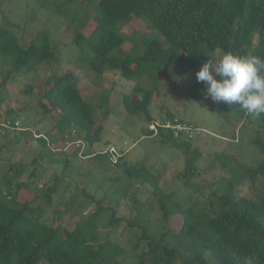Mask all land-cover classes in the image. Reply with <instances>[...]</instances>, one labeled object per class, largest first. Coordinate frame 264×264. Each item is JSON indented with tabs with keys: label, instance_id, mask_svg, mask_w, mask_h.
<instances>
[{
	"label": "trees",
	"instance_id": "obj_1",
	"mask_svg": "<svg viewBox=\"0 0 264 264\" xmlns=\"http://www.w3.org/2000/svg\"><path fill=\"white\" fill-rule=\"evenodd\" d=\"M55 2L60 14L74 15L78 0ZM85 2L95 7L98 25L90 36L80 31L76 40L82 48L85 43L92 48L89 70H94L98 75L119 71L128 80L153 75L156 84L157 73L151 69H157L158 73L163 72L168 65L183 71L198 69L213 53L215 54L212 58H216L218 50L264 58V0ZM136 18L145 21L151 31L144 33V42L138 51H127L125 46L129 38L123 34L121 28ZM154 30L156 31L152 33ZM256 34H260V38L254 48ZM41 37L43 41L40 45L33 42L26 47L16 29L1 27L0 66L11 65L14 71L32 70L35 64L54 59L50 34L44 32ZM156 86L155 88L139 83L135 88L137 95L127 94L125 105L129 113L146 115L151 123L157 121L153 118L151 109L158 90V85ZM202 89H205L204 84L199 82L194 88L193 96L200 102L207 103ZM27 90L33 93L35 86L30 85ZM40 106L48 114L61 112L68 125H77L83 129L92 152L102 140L105 126L97 120L95 106L85 98L80 79L73 72L53 78L50 87L40 99ZM210 109L224 113L229 119L233 113L240 119L249 116L236 105L215 102ZM15 111L17 109L12 108L8 118L15 126L13 130L26 131L22 125L21 128L16 127L17 122L22 124V121L11 117ZM260 117L264 122V114H260ZM176 119L171 114L168 119L161 121L158 133L151 128L148 133L159 135L165 142H172L190 153L193 146L191 140L164 126L169 120ZM14 131L9 130L6 136ZM39 138L44 140L45 145L52 141L51 136L40 135ZM256 143L264 148L261 138L258 137ZM102 155L114 162V153L108 151ZM126 157L127 153L124 152L114 162L123 173L119 179L123 181L127 178L150 185L153 200L155 199L151 210L156 209L162 213L164 219L145 212V204L135 200L137 212L128 221L134 228L143 229L142 238L135 249L139 251L145 240L150 241V246L140 253V264H177L180 259L186 264H209L205 251L211 252L216 264H264V193H260L259 199H252L238 196L234 192L236 182H244L246 175L251 179L253 188L259 191L258 177L264 175V162L256 167L246 166L244 175L233 163L225 162L234 177L222 180V184L225 183L228 187L220 197V210L211 214L200 211L196 202L187 205L173 194L166 193L156 171L147 164L133 165ZM196 160L197 156L189 159L184 176L189 177L194 173ZM11 184L7 192L0 188V264H41L42 261L49 264H126L120 259L123 253L116 247L119 244L102 242L99 238L101 217L108 208L105 203L109 195L106 194L105 198L98 200L97 210L88 215L83 214L84 206L80 204L76 207V200L70 201L66 209L76 211L73 215L76 224L71 228L46 220H49V212L54 208L55 190L43 196L34 193L33 198H22L23 189L31 183L22 180L18 183L11 181ZM88 195L94 198L89 193ZM55 211L58 213L63 210ZM174 215H180L184 219L182 230L176 235L177 242L171 239L172 229H159L157 235H152L153 230L146 223L147 217L152 221L156 218L166 222ZM123 219L125 217L115 214L110 221L115 226ZM158 255H162L163 260H158ZM150 260L152 261L149 262Z\"/></svg>",
	"mask_w": 264,
	"mask_h": 264
},
{
	"label": "rangeland",
	"instance_id": "obj_2",
	"mask_svg": "<svg viewBox=\"0 0 264 264\" xmlns=\"http://www.w3.org/2000/svg\"><path fill=\"white\" fill-rule=\"evenodd\" d=\"M55 1L0 0V28L16 29L26 47L33 42L40 45L42 33L47 32L55 52L54 59L35 64L32 70L14 71L11 65L0 66V116L10 118V110L16 106L17 111L11 117L19 118L23 128L27 129H11L14 132L8 136L0 133V188L7 192L11 181L30 182L23 189L22 198H33L35 194L43 196L55 190L54 208L63 211L56 213L52 208L49 220L45 219L71 228L76 224L73 217L76 211L66 209L70 201L75 199L76 207L81 204L83 214L88 215L97 210L98 200L109 195L105 203L108 208L101 217L99 238L102 242L119 244L116 247L123 253L120 259L126 264H140V253L150 246V241L145 240L139 251L135 249L143 235L141 227L134 228L128 221L137 212L135 200L142 201L145 212L156 218L161 216L163 219V214L151 210L155 199L150 185L127 178L122 181L119 179L122 170L102 154L117 147L120 153H127L126 159L131 164H147L156 171L166 193L187 205L196 202L200 211L213 214L220 210V197L228 187L222 180L234 177L225 162L233 163L243 175L246 166L256 167L264 162V148L256 143L258 137L264 141V122L260 115L249 114L240 119L233 113L229 119L224 113L210 109L214 101L208 98L207 103H203L193 96L199 83L196 73L202 67L183 71L168 65L159 73L157 69H151L158 78L152 116L161 122L173 114L193 125L196 132L189 138L193 146L188 153L185 148L165 142L159 135H150L151 121L146 115L129 113L125 96L135 95L139 83L156 88L155 77L146 75L143 79L128 80L119 71L98 75L89 70L92 48L88 43L82 48L76 38L80 31L88 36L95 31L98 25L95 7L85 0H78L74 15H63ZM121 29L129 38L125 46L127 51H138L143 45L144 33L151 31L145 21L137 18ZM259 38L260 34H256L254 48ZM222 54L218 50L216 58ZM69 72L80 79L85 98L94 104L95 116L105 126L102 140L93 152L83 129L68 125L61 112L48 114L40 106V99L53 78ZM30 85L35 86L33 93L27 90ZM37 119L38 123L33 124ZM31 125L35 130L45 129L47 136H51V143L45 145L44 140L36 138L38 135L29 131ZM59 134L64 137L61 141ZM192 156H197L196 170L186 177L184 173ZM258 189L253 188L246 175L244 182H236L234 192L238 196L259 199L260 193H264V175L258 177ZM115 214L125 219L114 226L110 220ZM156 218L154 221L146 219L153 230L152 235H157L159 229H172L171 239L177 242L176 235L182 230L184 219L180 215H174L166 222ZM205 252L209 264H216L211 252ZM161 257L158 255V260H163ZM41 264L49 263L42 261ZM177 264L186 262L180 259Z\"/></svg>",
	"mask_w": 264,
	"mask_h": 264
},
{
	"label": "clouds",
	"instance_id": "obj_3",
	"mask_svg": "<svg viewBox=\"0 0 264 264\" xmlns=\"http://www.w3.org/2000/svg\"><path fill=\"white\" fill-rule=\"evenodd\" d=\"M203 95L214 102L236 105L247 114H264V58L226 52L209 58L196 73ZM79 145V144H78Z\"/></svg>",
	"mask_w": 264,
	"mask_h": 264
},
{
	"label": "built area",
	"instance_id": "obj_4",
	"mask_svg": "<svg viewBox=\"0 0 264 264\" xmlns=\"http://www.w3.org/2000/svg\"><path fill=\"white\" fill-rule=\"evenodd\" d=\"M162 124V122L160 121H154L151 125V129L155 130L156 133L159 132V126ZM165 127L167 128H171L173 130H175L177 135H183L184 137H188V138H193L194 137V133L196 132V128L189 124L186 123L180 119H176L175 121L169 120L168 122H166L164 124ZM16 127L21 128V122H17ZM11 129H15V126L12 125V122L9 121L8 119L4 118H0V132L6 134L9 130ZM80 145V144H79ZM111 153H114L113 155V161L116 163V161H118V159L122 156L123 153L119 152V149L117 147H112L109 150ZM108 152V151H107ZM117 157H119L117 159Z\"/></svg>",
	"mask_w": 264,
	"mask_h": 264
},
{
	"label": "crops",
	"instance_id": "obj_5",
	"mask_svg": "<svg viewBox=\"0 0 264 264\" xmlns=\"http://www.w3.org/2000/svg\"><path fill=\"white\" fill-rule=\"evenodd\" d=\"M15 108H16V106H15ZM2 114V113H1ZM4 118V117H3ZM38 121H39V119H37L36 121H35V123H33V124H37L38 123ZM29 129H31L32 128V125L31 126H29L28 127ZM44 129V128H43ZM20 131V130H19ZM29 131H33L35 134H37L38 136H45V137H47V135L48 134H46V130L44 129V130H41V129H38V130H35V129H33L32 128V130H29ZM1 133V132H0ZM13 132H9V135H11ZM38 136H36V138H38V139H40ZM59 136L61 137V135L59 134ZM49 137V136H48ZM64 139V137H61L60 138V140H63Z\"/></svg>",
	"mask_w": 264,
	"mask_h": 264
}]
</instances>
